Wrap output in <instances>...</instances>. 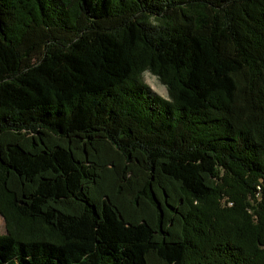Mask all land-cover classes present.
<instances>
[{"label":"trees","instance_id":"1","mask_svg":"<svg viewBox=\"0 0 264 264\" xmlns=\"http://www.w3.org/2000/svg\"><path fill=\"white\" fill-rule=\"evenodd\" d=\"M0 217V264H264V0H0Z\"/></svg>","mask_w":264,"mask_h":264},{"label":"rangeland","instance_id":"2","mask_svg":"<svg viewBox=\"0 0 264 264\" xmlns=\"http://www.w3.org/2000/svg\"><path fill=\"white\" fill-rule=\"evenodd\" d=\"M143 83L151 90L153 94H156L163 100H168V94L165 86L157 79L156 76L150 72H144L142 74ZM6 233L5 221L0 217V235Z\"/></svg>","mask_w":264,"mask_h":264}]
</instances>
